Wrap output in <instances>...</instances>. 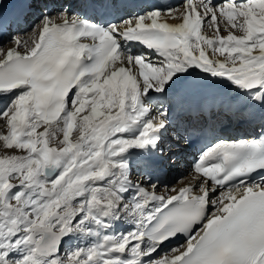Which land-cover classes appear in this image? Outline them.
Returning a JSON list of instances; mask_svg holds the SVG:
<instances>
[{
  "label": "snow or ice",
  "instance_id": "snow-or-ice-1",
  "mask_svg": "<svg viewBox=\"0 0 264 264\" xmlns=\"http://www.w3.org/2000/svg\"><path fill=\"white\" fill-rule=\"evenodd\" d=\"M0 264H264V0H0Z\"/></svg>",
  "mask_w": 264,
  "mask_h": 264
},
{
  "label": "bare ground",
  "instance_id": "bare-ground-1",
  "mask_svg": "<svg viewBox=\"0 0 264 264\" xmlns=\"http://www.w3.org/2000/svg\"><path fill=\"white\" fill-rule=\"evenodd\" d=\"M30 34H31V33H29V35H30ZM225 125L227 126L226 128H228L229 125H231V124H229V122H226ZM239 125L242 126V122H239ZM245 126L248 128V125H247V124H245ZM242 132H243V131H242ZM241 134H243V133H241ZM225 136H228V137H231V138H236V137H242L243 135H240V136H239L237 133H235V132H230V131H229V133H227ZM187 155H188L187 157L190 156V151H188V154H187ZM182 156H183V155H181L180 159L182 158ZM178 164H180V162H179V163L176 162V164L171 165V166H170L168 169H166V170L163 172V174L161 175V179H162L163 181L167 182L169 186H171L172 171L174 170V168H175ZM180 167H181V169L183 168L182 165H180ZM135 175H136V174H135ZM135 178H136V177H135ZM188 179H190V181H188ZM188 179L185 178V179L179 181V183H177V184L175 185V187L179 188V187H182V186H184V185H187L188 183H190V182H192V181L194 180V176H192V175L190 174V177H189ZM170 246H171V247H174L173 244L170 245ZM164 251L167 252V248H166Z\"/></svg>",
  "mask_w": 264,
  "mask_h": 264
},
{
  "label": "rangeland",
  "instance_id": "rangeland-1",
  "mask_svg": "<svg viewBox=\"0 0 264 264\" xmlns=\"http://www.w3.org/2000/svg\"><path fill=\"white\" fill-rule=\"evenodd\" d=\"M12 45L11 44H7L6 45V47H11ZM237 130L239 131V133L241 134V133H245V132H247V129L245 130L243 127H241L239 124L237 125ZM243 131V132H242ZM178 174H181L182 175V169H181V167L180 166H178L177 168H174V170L172 171V180H171V186H175L176 184H177V181H181V180H183V179H185V178H183V179H181V178H179V179H177L176 180V183H173V180L175 179V177H177V175ZM135 174L133 175V179L134 180H139V179H141V177L140 178H138V177H136L135 178ZM175 182V181H174ZM161 191H163L162 189H161Z\"/></svg>",
  "mask_w": 264,
  "mask_h": 264
}]
</instances>
